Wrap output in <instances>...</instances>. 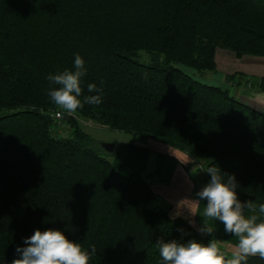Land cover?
<instances>
[{
  "label": "trees",
  "instance_id": "obj_1",
  "mask_svg": "<svg viewBox=\"0 0 264 264\" xmlns=\"http://www.w3.org/2000/svg\"><path fill=\"white\" fill-rule=\"evenodd\" d=\"M216 48L264 56V0H0V264L37 229L94 245L89 264H163L159 241L213 238L171 217L149 179L121 171L75 117L51 116L47 77L77 54L83 95L97 94L89 83L103 95L76 116L177 149L207 182L218 166L242 202L264 203V112L182 69L215 72Z\"/></svg>",
  "mask_w": 264,
  "mask_h": 264
},
{
  "label": "clouds",
  "instance_id": "obj_2",
  "mask_svg": "<svg viewBox=\"0 0 264 264\" xmlns=\"http://www.w3.org/2000/svg\"><path fill=\"white\" fill-rule=\"evenodd\" d=\"M85 74V61L77 54L72 70L64 69L47 77L53 85L47 92L51 103L62 110L57 115H71L86 104L102 103V88L94 83L87 85V92L97 94L83 95L81 81ZM206 172L211 179L196 193L197 199L192 202L199 205L200 201H207L202 218L221 222L224 232L235 237V247L229 256L214 237L207 243L161 240L156 247L163 264H247L249 257L264 259V203L251 199L242 202L237 194L239 185L235 176L222 175L218 166H209ZM203 225L201 232L212 236L214 228L208 223ZM24 243L26 246L16 248L18 258L13 259L11 264H89L96 254L94 245L88 251L80 243L70 240L64 232L51 228L35 230Z\"/></svg>",
  "mask_w": 264,
  "mask_h": 264
},
{
  "label": "crops",
  "instance_id": "obj_3",
  "mask_svg": "<svg viewBox=\"0 0 264 264\" xmlns=\"http://www.w3.org/2000/svg\"><path fill=\"white\" fill-rule=\"evenodd\" d=\"M214 61L215 74H211L210 77L212 79L213 75H217L216 85L228 88L237 100L264 112V91L257 89V80H264V56L244 54L238 57L230 49L216 48ZM234 73L242 74L250 80L238 77L232 80L227 79ZM155 152L161 154V162L164 163L165 160L168 165L163 166L161 163L151 169L152 175L149 177V183L153 192L170 206L171 217L183 219L200 232L203 224L208 223L214 228L212 237L220 241L221 249L230 256L235 247V237L224 232L221 222L202 218L203 208L207 204L206 200L200 201L199 205L192 202L197 199L196 193L208 182L195 175V172H191L193 165L186 154L168 150ZM129 167L134 168L133 165Z\"/></svg>",
  "mask_w": 264,
  "mask_h": 264
},
{
  "label": "rangeland",
  "instance_id": "obj_4",
  "mask_svg": "<svg viewBox=\"0 0 264 264\" xmlns=\"http://www.w3.org/2000/svg\"><path fill=\"white\" fill-rule=\"evenodd\" d=\"M136 60L142 63H149L150 55L145 51H140L136 55ZM189 75L195 79L206 82L211 85H216V76L213 75L211 79V74L215 72H205L200 73L192 69L182 68ZM62 111V110H61ZM75 115V114H74ZM75 118L79 121L83 130L91 135L94 141V146L97 147L101 153L107 157L114 165L120 166L121 171L127 173L128 171H136L141 173L144 177L148 178L152 175L151 169H153L157 164H161V154L156 153L155 151H164L168 150L171 152H177L178 150L170 147L161 142L152 140V139H142L140 137H134L131 133H126L123 131L111 130L106 126L92 120L84 119L75 115ZM60 131H57L60 135H67L69 128L60 122L59 127ZM103 143H114L115 147L112 152L106 151L103 147ZM133 144L135 148L125 149L121 144ZM164 149V150H162ZM180 154V153H179ZM183 157V155H180ZM129 165H133L134 168H130ZM163 166H167L168 163L164 160L162 163ZM139 167V168H136ZM199 170H197V168ZM191 172L197 176L204 178L202 173L201 165L191 167Z\"/></svg>",
  "mask_w": 264,
  "mask_h": 264
},
{
  "label": "built area",
  "instance_id": "obj_5",
  "mask_svg": "<svg viewBox=\"0 0 264 264\" xmlns=\"http://www.w3.org/2000/svg\"><path fill=\"white\" fill-rule=\"evenodd\" d=\"M58 112H61V110H56V111H54V112L51 114V116H52L56 121H60V120L62 119V117H64L65 115L75 117L74 113L71 114V115H69V114H67V113H62V114H60V115H57Z\"/></svg>",
  "mask_w": 264,
  "mask_h": 264
},
{
  "label": "water",
  "instance_id": "obj_6",
  "mask_svg": "<svg viewBox=\"0 0 264 264\" xmlns=\"http://www.w3.org/2000/svg\"><path fill=\"white\" fill-rule=\"evenodd\" d=\"M102 147L106 150V151H109V152H112L114 147H115V144L114 143H103L102 144Z\"/></svg>",
  "mask_w": 264,
  "mask_h": 264
},
{
  "label": "bare ground",
  "instance_id": "obj_7",
  "mask_svg": "<svg viewBox=\"0 0 264 264\" xmlns=\"http://www.w3.org/2000/svg\"><path fill=\"white\" fill-rule=\"evenodd\" d=\"M63 118V117H62Z\"/></svg>",
  "mask_w": 264,
  "mask_h": 264
}]
</instances>
